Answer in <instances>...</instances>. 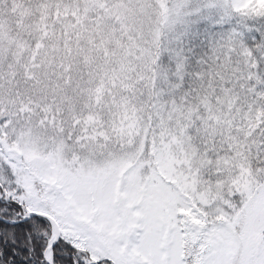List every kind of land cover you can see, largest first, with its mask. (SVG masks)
<instances>
[{"label":"snow or ice","instance_id":"6c2138e0","mask_svg":"<svg viewBox=\"0 0 264 264\" xmlns=\"http://www.w3.org/2000/svg\"><path fill=\"white\" fill-rule=\"evenodd\" d=\"M0 264H264V0H0Z\"/></svg>","mask_w":264,"mask_h":264}]
</instances>
